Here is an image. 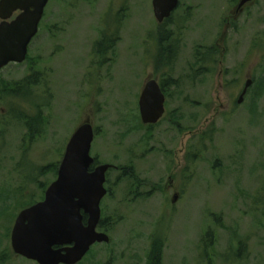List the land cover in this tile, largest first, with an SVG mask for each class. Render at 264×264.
I'll list each match as a JSON object with an SVG mask.
<instances>
[{"label":"rangeland","instance_id":"rangeland-1","mask_svg":"<svg viewBox=\"0 0 264 264\" xmlns=\"http://www.w3.org/2000/svg\"><path fill=\"white\" fill-rule=\"evenodd\" d=\"M238 1L180 0L164 23L153 0L49 1L27 59L0 71V264H39L14 253L11 231L87 119L91 154L117 167L102 201L110 241L78 264H151L155 240L160 264H264V0L228 26ZM162 27L176 49L169 63ZM215 47L201 68L199 51ZM34 74L33 88L9 91ZM150 78L168 80L154 125L139 107Z\"/></svg>","mask_w":264,"mask_h":264},{"label":"water","instance_id":"water-1","mask_svg":"<svg viewBox=\"0 0 264 264\" xmlns=\"http://www.w3.org/2000/svg\"><path fill=\"white\" fill-rule=\"evenodd\" d=\"M50 0H0V71L10 63L27 59L29 45L38 34ZM254 0H240L237 11ZM180 0H153L159 23L171 17ZM252 79L245 83L238 103H242ZM166 95L157 79L148 80L139 98L144 124H156L166 112ZM95 129L90 120L82 122L71 135L57 170L42 201L21 210L11 232L17 255L39 264H77L95 243L109 242L99 231L101 201L107 195L109 163L92 168L91 154ZM92 168V169H91ZM84 214L87 222H84Z\"/></svg>","mask_w":264,"mask_h":264},{"label":"trees","instance_id":"trees-1","mask_svg":"<svg viewBox=\"0 0 264 264\" xmlns=\"http://www.w3.org/2000/svg\"><path fill=\"white\" fill-rule=\"evenodd\" d=\"M171 18L172 17L168 18L165 22H168L169 20H171ZM160 32L161 33H160V38L159 39H160L161 49H160V52L159 53H160V56L161 55L164 56L163 57V60H166L169 63V61H173L174 55L176 53V49L174 50V48H173V50H174L173 53H171V50H172V44L170 43V39H171V36H172L171 35V31H166L164 29V27H162V30ZM105 39L108 40L109 38H103L101 41H99V44L96 46V51L98 53H100V54H106L107 51L109 49H111L110 47L109 48L101 49L102 48L101 46H103L105 44V42H106ZM215 49H216V47L215 48H212L211 50H209L205 54H201V56H200V51H199V53H198V55H199L198 58L199 59L198 60L203 61V64H202V67L201 68H203L205 70H209L206 67H204V65L206 63L204 61H207L208 59L209 60H212L211 57L213 56V51ZM159 59L162 60L160 57H159ZM37 81H40V80H38L37 75L34 74V76L25 78L22 81L23 83H16V84H14V86L12 88H10L9 91L11 93H14V91H15L16 92L15 94H18L19 93V90H21V89L29 90V88L30 89L33 88L35 85H37ZM167 82H168V80H166V79H164L161 82V85H162V88H163L164 92H166V83ZM172 82H175V81L172 80L171 83ZM17 96H19V95H17ZM37 119L38 118H35V121ZM31 124H33V123L31 121H29L28 122V125L30 126V131L32 132V133H30V135H34L33 128H34V125L35 124H33L32 126H31ZM54 168H56V172H57L58 165H54ZM102 226L104 228H106V225H105L104 222L102 223ZM161 246H162L161 241H159V240H155L154 241V243H153V253H152L153 258H152L151 264H160V261H159V259H160L159 249L161 248Z\"/></svg>","mask_w":264,"mask_h":264},{"label":"flooded vegetation","instance_id":"flooded-vegetation-1","mask_svg":"<svg viewBox=\"0 0 264 264\" xmlns=\"http://www.w3.org/2000/svg\"><path fill=\"white\" fill-rule=\"evenodd\" d=\"M240 1V0H239ZM239 1H238V3H239ZM238 3H237V5H236V7H235V10L234 11H232V13L227 17V25L229 26L231 23H232V20H235V19H237L240 15H241V13L244 11V9H245V7L247 6V5H249V4H251V3H253V2H250V3H248L245 7H244V9H243V11H241V12H239V11H237V6H238ZM180 5V4H179ZM106 32V35H108V34H111V33H108L109 31H105ZM117 33L118 32H113V35L114 36H116L117 35ZM108 36H111V35H108ZM106 40V42H107V39H105ZM105 42V43H106ZM108 46H111V48L113 47V40H112V38H109V44L108 45H106L105 47H108ZM104 47V48H105ZM103 47L101 48V49H104ZM151 79V78H150ZM149 79V80H150ZM160 85H161V83H160ZM162 86V85H161ZM166 93V92H165ZM158 123V122H157ZM156 123V124H157ZM149 125H154V124H149ZM95 129V128H94ZM95 132H96V130H95ZM95 157V156H94ZM95 163L93 164V168L96 166V165H98V164H101V162H99L98 160H97V158L95 157ZM109 164H111V163H109ZM117 166H115L114 164H111V168L110 169H113V168H116ZM110 169H109V171H110ZM108 171V172H109ZM108 172H107V175H108ZM123 173H126V172H123ZM106 184H107V181H106ZM169 186H170V184H169ZM155 188H157V189H160V187H158V186H155ZM108 194H109V190H108ZM136 194H137V191H136ZM146 194H148V193H146ZM106 197V196H105ZM104 197V198H105ZM103 198V199H104ZM177 198H178V195L177 194H174L173 195V199H172V202H175L176 200H177ZM103 199H102V201H103ZM102 201H101V208H102ZM103 210V209H102ZM84 222L86 223L87 222V215L86 214H84ZM105 223V225H106V228H104L103 226H102V223ZM108 227V225L106 224V221H105V219L103 220V218L100 220V223H99V225H98V230L99 231H105L106 232V230L108 229L107 228ZM11 238V237H10ZM215 241V240H214ZM213 246V245H212ZM13 249V248H12ZM17 255V254H16ZM159 261H161L160 259H159Z\"/></svg>","mask_w":264,"mask_h":264}]
</instances>
